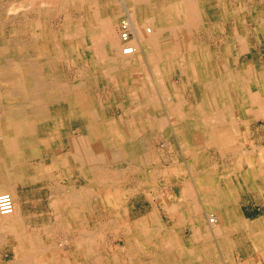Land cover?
Here are the masks:
<instances>
[{"label":"bare ground","instance_id":"obj_1","mask_svg":"<svg viewBox=\"0 0 264 264\" xmlns=\"http://www.w3.org/2000/svg\"><path fill=\"white\" fill-rule=\"evenodd\" d=\"M261 1V9L248 12L246 5L245 14L234 0H28L23 5L26 14L38 13L33 32L35 44L42 43V59L13 56L16 48L13 52L0 34L8 53L0 50V104L7 109L0 119L5 141L0 192L7 191L14 204L12 213L0 211V230L15 235L13 264L30 259L25 250L35 254L46 247L37 234L24 231L36 216L25 215L14 186L36 182L28 174L36 170L30 160L38 157L52 159L50 181L44 179L53 191L49 205L55 219L49 225L66 232L70 243L68 252L61 245L55 253V264H241L233 240L240 228L262 252L264 224L244 223L239 199L253 191L264 196V146L249 138L239 146L224 133L229 128L236 139L244 126L264 120ZM66 3L82 15L67 19L57 39L42 15L53 6L67 11ZM52 37L58 49L49 61L72 57L74 75L43 58ZM175 75L182 82H172ZM99 86L111 89L105 101L94 94ZM112 104L120 113H111ZM211 150L232 157L231 175L221 174L218 161L208 167ZM168 157L171 164L161 169ZM243 158L249 164L245 176L238 166ZM64 169L74 170L83 184H62ZM161 174L171 175L166 183L176 184L179 195L158 190L157 183L165 182ZM152 191L160 203L130 222L126 200ZM101 235L122 245L101 248ZM49 262L42 257V264Z\"/></svg>","mask_w":264,"mask_h":264},{"label":"rangeland","instance_id":"obj_2","mask_svg":"<svg viewBox=\"0 0 264 264\" xmlns=\"http://www.w3.org/2000/svg\"><path fill=\"white\" fill-rule=\"evenodd\" d=\"M23 1L22 0H19V1L18 0H13V1L0 0V12L1 13L3 12L2 14L0 13L1 14L0 15V20H1L0 21V24H1L0 27L1 26L3 27V29L0 28V34H1V37L5 38L4 40H7L8 44H10V47L12 48L13 52H14V49L16 48L15 49L16 53H14L13 56H16L17 58L18 57L19 58L20 57H24V58H27V59H32L34 61V63H37L38 62L37 60L42 59V43L35 44V41H34L35 40V34H34L35 32H33V31H35L34 30L35 24H33V19L34 18L38 19L37 18L38 17V13L36 14L35 11H30L31 13L29 12L28 14H26L25 11H24V6L26 7L28 0H25L24 2ZM50 1L51 2L53 1L52 3H54V1L55 2L59 1V3L61 2V0H50ZM66 1H67V3L69 2V0H65V2ZM154 1L159 2L160 0H154ZM163 2H164V0H161V2H159V3H163ZM234 2H235L236 8L238 10H240L242 12V14H245L246 11H247L246 5H248V12L251 11L253 8H255L254 6H256V8H258V9H261L262 6H263V2L261 0H234ZM244 2H246V4ZM14 3L15 4L17 3V5H14ZM19 3H21V4H19ZM22 3H24V4H22ZM72 3H73V1L71 2V4ZM71 4L69 3V4H67L68 6L66 5L67 9H68L67 10L68 12L65 11L66 8L63 11H61L62 9L60 7L59 8L58 7L55 8V6H53L52 8L47 9L46 12H44L45 14L43 13L44 15H42V22L47 25L48 30H50V32L52 33L53 36H55V38L58 37L57 39H61V37H62L61 28L63 27V24H64V22L67 19L71 20V21L72 20H78L80 18V16L82 15L81 11H78V10L76 11V10L71 9L70 8ZM12 5H14V6H12ZM17 6H18V8L22 7L23 9L20 8V10H19L17 8L19 10L18 11L16 9ZM240 6H241V8H240ZM10 8H12V9H10ZM243 8H244V10H243ZM13 10H15V12ZM49 14H50V16H49ZM65 14H66V16H65ZM68 14H69L70 17H67ZM12 16H13V18H12ZM26 16H27V18H26ZM51 16H53V17H51ZM6 17H8V18H6ZM11 25L15 26V27H12ZM8 26L10 28H8ZM12 28H14V29H12ZM54 28H55L56 31L54 30ZM16 30H17V32H16ZM200 32H202V34H203L204 31L202 30ZM211 32H213V31L207 30L208 34H210ZM53 38L54 37H52V41H50L46 46H43L44 48L47 49V50L46 49L43 50V58L46 59L45 61L50 62L52 66H55V67L58 66V68H61L63 72L67 73L68 75H71V73L73 72L72 67L75 66V64H73L74 61L71 60L72 57L68 56L67 59L66 58H62V59L56 58V60L49 61V59H51V57L54 56V54H55L54 49H58L56 46H54L55 44H52L55 41V40H53ZM13 41H14V43H13ZM20 43H21V45H20ZM33 44H35V45H33ZM256 46L261 48L260 45H256ZM2 48H3V46L0 45V50H3ZM21 50H22V52H21ZM3 51H0V53H2ZM261 51H263V52H261V57L264 60V45L262 46ZM46 52H49V53H46ZM6 53L7 52L4 51V55L8 54V53L7 54ZM34 58H36V59H34ZM52 58L54 59V57H52ZM89 59L91 60V58H89ZM67 60H68V63H67ZM61 64H63V65H61ZM48 72L51 73L52 71L49 70ZM72 74L74 75V72ZM182 80L183 79L181 77H179L178 75H175V77L172 78V82L173 81L174 82H182ZM110 90L111 89H108V86H105V87L99 86V88L96 89L94 94H95L96 98L101 99L102 101H105L106 97H107V92H109ZM91 94H93V92H91ZM2 106H3V104H0V114L3 113L2 115H0V119H2L5 116L6 110H7L4 107L2 108ZM117 107L118 106L112 104V106L110 107L111 108L110 111H111L112 114H115V113H118V112L120 113V109H116ZM239 119L243 120L241 115L239 116ZM243 128H244V130H243L244 132L239 133L237 135L236 139L234 137V134H232V131L229 128H227V131H224V133L228 137L229 140H233V139L237 140L239 146L240 145H245L246 141H248V138L250 140L252 139L251 141H254L255 146H258V147H263L264 146V138H263L264 120L254 121L251 124H249L248 126H244ZM247 128H248V133L246 134ZM0 130H1L0 131V147L2 146V149H3L5 141H4L3 133H1V132H3L1 124H0ZM161 132H163V130ZM219 133L222 134L221 132H219ZM160 138L161 137H159L158 139H160ZM152 144H153V150L158 151V149H154L156 147H160V143L157 140V138H155L153 140ZM162 144H163V142H162ZM203 146H204V144H203ZM213 151L214 150H211L210 154L212 156H214V157H208V160L210 161V163L208 161V167H213L214 166L213 164L217 163V161H218L217 165L220 166L218 169L222 170L221 174L225 173V175H228L230 173L229 175H231V172H230L231 168L233 167V171H234V166H236V165L233 166V164H232V157H225L224 158V157H222V155H220L219 152H216V151L213 152ZM161 155H162V153H160V156ZM210 158H211V160H210ZM0 159H1L0 162L4 159V156H3L1 151H0ZM38 159L39 160L41 159V161H39ZM225 159H226V161H225ZM256 159H257V156H256ZM44 160H42L41 157L35 158V159H33V161H32V159L30 160V165H34L36 167V170L30 172L28 174V176L29 175L34 176V179L32 178V180H34L36 182H32V184L30 183L28 185H23V184H18V185L15 184L14 185L15 188H16L15 190L21 196L20 204H22V202H23L22 207H23V209L25 211V215L26 214H29V215L35 214V216H36L35 219L32 221L33 224L31 222H28V223L26 222L27 223V225H26L27 228L23 227L24 231L28 235L29 234H33V235L37 234L38 236L36 237V239L40 242V244L46 246L43 249H39L40 252L38 253V251H37V252H35V254L34 253L32 254L31 252L27 254V251L25 250L26 256L27 257L30 256V259L28 261L31 260V262L27 261L28 264H40V263L42 264V257H47V258L50 259V262L47 263V264H53V263L55 264L53 258H54L55 253H58L60 251L61 245H66L67 246L66 249H65L67 252L70 249V247H69L70 243L66 242V238L68 239L67 233L64 232V231L62 232L60 230H58V231L54 230L55 228L52 227L51 225H49V224H52V222L55 219L54 216H52L50 214V205H49V198H50L49 196H50L51 193H53V191H52V189L50 187H48V185L46 184V181L44 179H46L47 177H50V174H52L51 172H53V168H52V165H51V163H52V159L51 158H46L45 157ZM172 160H173L172 157H168L167 161L164 158V160H162L163 164L160 166L161 169L163 167H165L166 164L170 165ZM1 164L3 165V163H0V166H1ZM43 165L45 166L44 168H43ZM231 165H232V167H230ZM238 166H239L240 172L243 173V176H245V174H247L249 172V164H248V161L246 160V158L240 159V164ZM223 168H224L225 172H223ZM0 170H1L0 171V175H1L0 178H2L3 177L2 176L3 175V171H2L1 168H0ZM62 175H64V177L61 179L62 184L66 185V186H68L67 183H71V181L74 182V183L76 182L79 185H82L83 182H84V180L82 178H80V176L76 175L75 171L72 170V169H64L62 171ZM176 175L177 174H175L173 176L175 177ZM169 176H171V175L169 174V175L166 176V175L161 174L160 181H165V182L157 183L158 184L157 186L159 187L158 190H160V191L161 190H165L166 192H170V193L179 195L180 191H179V188H178V186L176 184L166 183L167 180L169 181V179H168ZM46 180H48V179H46ZM48 181H50V180H48ZM128 183H129V184H127L128 187H131V186L134 185L133 184V180H132V182H128ZM4 192H7V191H1L0 194L4 193ZM153 192L154 191H152L151 193H140L139 192L130 201L126 200V203L129 202V205H130V211H129L130 222H133L135 219L137 220L140 217L149 214L152 211L154 205L156 203H160V201H156L155 199L153 200V198H152L153 197L152 196ZM256 193H257V191H256ZM131 196H132V194L127 195L128 198H130ZM240 213H243V214H245L246 216H248L250 218L251 217L255 218V217H258L260 215H264V196H262V195L260 196V194H257L255 196V198H253V197L252 198L251 197H245L244 198V203L240 207ZM165 219H168V218H165ZM29 224H31V225H29ZM14 225H19V224H14ZM45 225H47L48 228L49 227L50 228L48 230L47 229H45V230L42 229L43 228L42 226H45ZM43 230L45 231L44 233L42 232ZM3 232H5V233H3ZM186 232H187V234L189 236L190 235V231L187 230ZM13 234L14 233H12V232H7V231L0 230V236H1L0 237V264H13L15 262V260H16V253H15L16 239L14 237L15 235L13 236ZM10 235H11V237H10ZM4 237H5V240H4ZM69 238L71 239L70 236H69ZM57 240L58 241L60 240V241L57 242ZM105 240H106V242H104ZM233 240L235 241L236 246H237V251H236L235 255L238 258V262L240 261L241 264H248L247 261L255 259L256 261H255L254 264H264V249L262 250L261 253H258L257 249L254 247V244L252 243V241L251 240L248 241V242L246 241V243H245L244 242L245 239L243 240L241 238V234L238 233L237 231H235L233 233ZM51 241H53V242H51ZM56 242H57L58 245L56 244ZM63 242H65V243H63ZM98 242H100V244H101L100 247L101 248H103V246H107V244L109 242L110 243L112 242V244L115 247L119 246V245H122V240L114 239V237L109 239V237L108 238L105 237V236L103 237L102 235L98 238ZM49 244L52 245V247L49 246ZM47 246H48V248L49 247L50 248L48 249ZM42 250H43V252H42ZM37 255H39V256H37ZM129 256L127 257L128 259L133 257V254L129 255ZM32 259H34V260H32ZM39 261H40V263H39ZM27 262H25L24 264H27Z\"/></svg>","mask_w":264,"mask_h":264},{"label":"crops","instance_id":"obj_3","mask_svg":"<svg viewBox=\"0 0 264 264\" xmlns=\"http://www.w3.org/2000/svg\"><path fill=\"white\" fill-rule=\"evenodd\" d=\"M247 133H248V128H247ZM263 138H264V131H263ZM236 193H238L239 194V191H236ZM241 196V195H240ZM255 196H256V194H255V192L253 191L252 193H246V194H242V196H241V198L239 199V201L243 204L244 203V198L245 197H253V198H255ZM233 201V200H232ZM231 201V198H230V202H232ZM143 217V216H142ZM246 221L244 222V223H248V222H250L251 224H253L254 222H256V221H262V223L264 224V215H260V216H258V217H255V218H250V217H248V216H244L243 217ZM249 218V219H248ZM239 232L238 233H240L241 234V238L244 240L245 239V243H246V241L248 242V241H250L251 239H250V236H251V234H249L248 232L246 233V232H244V230L242 229V228H240V230H238ZM248 234H249V236H248ZM242 240V241H243ZM235 243V242H234ZM254 244V243H253ZM235 245H236V243H235ZM236 251H237V246H235L234 247V253H236ZM232 253H233V250H232ZM235 255V254H234ZM235 257V256H234Z\"/></svg>","mask_w":264,"mask_h":264},{"label":"built area","instance_id":"obj_4","mask_svg":"<svg viewBox=\"0 0 264 264\" xmlns=\"http://www.w3.org/2000/svg\"><path fill=\"white\" fill-rule=\"evenodd\" d=\"M14 209L13 200L10 194L3 193L0 195V211L3 214H10Z\"/></svg>","mask_w":264,"mask_h":264}]
</instances>
